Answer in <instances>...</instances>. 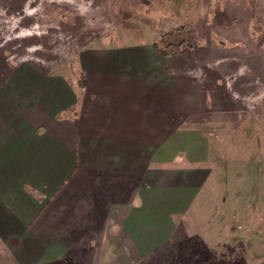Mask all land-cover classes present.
I'll use <instances>...</instances> for the list:
<instances>
[{"label":"crops","instance_id":"obj_1","mask_svg":"<svg viewBox=\"0 0 264 264\" xmlns=\"http://www.w3.org/2000/svg\"><path fill=\"white\" fill-rule=\"evenodd\" d=\"M171 2L151 37L79 50L78 107L69 77L0 58V241L18 264H264V182L228 174L264 132V0ZM179 18L199 46L163 57ZM238 206L258 228L219 235Z\"/></svg>","mask_w":264,"mask_h":264},{"label":"rangeland","instance_id":"obj_2","mask_svg":"<svg viewBox=\"0 0 264 264\" xmlns=\"http://www.w3.org/2000/svg\"><path fill=\"white\" fill-rule=\"evenodd\" d=\"M150 1L160 9H169L172 5V0ZM147 4L149 2L143 4L140 0H0L1 61L11 70L21 64L36 65L41 72L69 77L67 82L73 88L78 87L76 59L82 47L103 39L119 41L124 37H151L164 26L161 19L163 10L159 12V8L148 7ZM184 22L186 19L179 18L176 22L169 20L168 25L175 26L170 29L191 27L182 25ZM263 152L264 132L251 135L247 146L236 144L230 153L233 168L228 172L229 176L235 181L243 178L246 182L251 177V181L259 179L264 182L260 179V174L264 175L263 163L258 157ZM237 197L231 193L228 202ZM239 197H244V193L241 192ZM247 202L249 209L244 216H256L257 210L250 208L252 201ZM240 212L239 206L235 211H226V220L217 225V233L237 234L239 230L242 233L258 228L255 224L248 225V221L239 216ZM0 264H18L1 241ZM152 264H163V259Z\"/></svg>","mask_w":264,"mask_h":264},{"label":"trees","instance_id":"obj_3","mask_svg":"<svg viewBox=\"0 0 264 264\" xmlns=\"http://www.w3.org/2000/svg\"><path fill=\"white\" fill-rule=\"evenodd\" d=\"M199 42L196 37V31L192 27L180 26L174 29H170L164 32L158 39L157 42L153 44L155 51L163 57L168 58H180L197 49ZM85 83L83 78L80 76L78 78V89L80 93L77 96V107L80 105V97L82 90L84 89ZM78 111H75L73 115H77ZM66 115H56L57 119H62L68 117ZM33 195L42 200L41 196L33 193Z\"/></svg>","mask_w":264,"mask_h":264}]
</instances>
